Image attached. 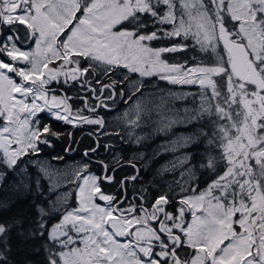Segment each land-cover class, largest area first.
Masks as SVG:
<instances>
[{"label":"snow or ice","instance_id":"obj_1","mask_svg":"<svg viewBox=\"0 0 264 264\" xmlns=\"http://www.w3.org/2000/svg\"><path fill=\"white\" fill-rule=\"evenodd\" d=\"M43 115L88 126L81 162L38 159L80 143ZM41 179L47 203L0 220V264H264V0H0V186L39 198Z\"/></svg>","mask_w":264,"mask_h":264},{"label":"rangeland","instance_id":"obj_2","mask_svg":"<svg viewBox=\"0 0 264 264\" xmlns=\"http://www.w3.org/2000/svg\"><path fill=\"white\" fill-rule=\"evenodd\" d=\"M21 47H26L24 45H21ZM189 56L194 55V53H188ZM149 84V88H148V92L149 93H153V94H157L160 90H164L165 92H167L168 90H171L173 92H196L198 91L197 86H180V85H170L168 84L166 81H160L157 78L153 77L148 81ZM152 85H158L157 88L153 89L151 86ZM148 93H146L147 95ZM177 104H187V102H181V101H177ZM188 106H191L190 104ZM128 105L124 104L122 101H117V103L113 106V111H110L107 113V119L112 122V126L116 127V117L119 116L123 111H125L127 109ZM103 114V113H102ZM48 117L47 115H43L42 117ZM49 118V117H48ZM51 119V118H50ZM59 122V121H57ZM61 124H63L62 122H59ZM176 136L179 135H185L188 134L189 132L192 131L191 126H188L187 128L185 126H177L174 129ZM169 139H175V136H172L171 134L168 135H156L153 137V139L151 141L148 142V147H147V152L151 153L155 150H157L160 145L165 144ZM67 144L63 147H66ZM133 148H135L136 146L133 145ZM45 148L44 152L40 155V157L38 159L42 160V161H46L48 163H50L51 165H53L56 168H60V169H64L66 167H70V166H75L77 163L81 162V158L82 155L79 156H75V157H71L70 155L65 156L63 151L64 149L61 151V153L56 154V155H52L49 153L52 152V150L49 149H53V148ZM189 151V149H181L180 151H178L175 154L172 153H164L158 157H156V159L153 161L152 165H150V167H155V168H159L161 165L166 164L170 159L174 158V155H180L182 152H186ZM70 154L72 152H69ZM82 154V152H81ZM129 155H131V153H129ZM55 156H63L64 159L63 160H55L53 159V157ZM36 159V158H34ZM29 170L31 175L33 176V178H39V173L37 171V169L33 166V165H29ZM9 179H11V177H9ZM41 184L43 185L44 189H45V194L43 196L44 199H46L49 197V194L47 192V188H48V184L47 181L44 179H41ZM4 189H8V191H5ZM63 190V189H61ZM24 194H21L19 196H22ZM17 196L16 194L12 193L10 190V185L9 183L6 181L5 184L3 186H0V199H4V198H11ZM54 199V195L51 197Z\"/></svg>","mask_w":264,"mask_h":264},{"label":"trees","instance_id":"obj_3","mask_svg":"<svg viewBox=\"0 0 264 264\" xmlns=\"http://www.w3.org/2000/svg\"><path fill=\"white\" fill-rule=\"evenodd\" d=\"M43 122L45 123H50L55 129L68 132L72 128H67V130H64L63 128H60L57 124H55L54 121H49L46 118H43ZM65 128V127H64ZM89 128L88 126H85V137L83 141L84 148H86L90 142V139L86 135L88 132ZM74 133H78V129L76 128L74 130ZM69 141L67 138L61 139V140H54V148H57V150L62 151L65 149L66 144H68ZM48 150V149H47ZM199 151L203 152V146L200 147ZM56 155L57 153L51 152L49 155ZM208 180V176H203L200 180V186L204 187L205 186V181ZM14 203L10 208L7 209H0V220H7L10 219L12 216L17 215L20 212H23L27 214L29 217L34 216L36 214V209L34 207V204L36 203H47L46 199L42 197H35L34 194H24L22 196H14L12 197ZM55 222V220H53ZM37 248L39 249V243L37 244ZM45 252L43 249H39L36 251H29L27 253H20L16 252L15 248L13 250V259L16 261V264H23L25 260L30 261L31 264H45Z\"/></svg>","mask_w":264,"mask_h":264},{"label":"flooded vegetation","instance_id":"obj_4","mask_svg":"<svg viewBox=\"0 0 264 264\" xmlns=\"http://www.w3.org/2000/svg\"><path fill=\"white\" fill-rule=\"evenodd\" d=\"M75 103H76L77 105L80 104L79 101H75ZM43 118H46V119L49 120V121H54L55 124H57L58 126H60V128H63L64 130H67V128H72L71 126L61 124V123H59V122H57V121H55V120H52V119H50V118H48V117H46V116L42 117V119H43ZM64 127H65V128H64ZM75 129H76V128H72L70 131L74 133V130H75ZM77 129H78L79 134H78V133H74V134H75V138H76L78 141H80V143H79V144H73V145H72V147L75 149V151H72L71 154H70L69 152H66L65 149H64L63 153H64L65 156L70 155L71 157H75V156L82 155L81 152L83 153V150H84L83 141H84V137H85V127H84L83 129H79V128H77ZM53 144H54V141H53ZM67 146H68V144H67ZM67 146H66V147H67ZM66 147H65V148H66ZM51 148H53V149H49V148H48V149H49V150H52V152L57 153V154L61 153V151H60V150H57V148H54V146L51 147Z\"/></svg>","mask_w":264,"mask_h":264}]
</instances>
